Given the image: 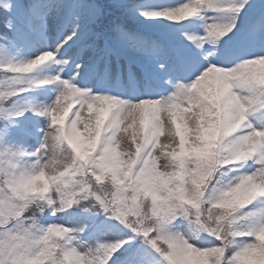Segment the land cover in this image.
Wrapping results in <instances>:
<instances>
[{"label": "snow or ice", "instance_id": "obj_1", "mask_svg": "<svg viewBox=\"0 0 264 264\" xmlns=\"http://www.w3.org/2000/svg\"><path fill=\"white\" fill-rule=\"evenodd\" d=\"M0 264H264V0H0Z\"/></svg>", "mask_w": 264, "mask_h": 264}]
</instances>
